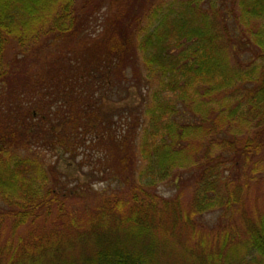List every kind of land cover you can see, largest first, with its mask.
<instances>
[{"label": "trees", "instance_id": "16d2710c", "mask_svg": "<svg viewBox=\"0 0 264 264\" xmlns=\"http://www.w3.org/2000/svg\"><path fill=\"white\" fill-rule=\"evenodd\" d=\"M138 1L0 0V264H264V0Z\"/></svg>", "mask_w": 264, "mask_h": 264}, {"label": "rangeland", "instance_id": "374dc122", "mask_svg": "<svg viewBox=\"0 0 264 264\" xmlns=\"http://www.w3.org/2000/svg\"><path fill=\"white\" fill-rule=\"evenodd\" d=\"M78 1L81 4H83L85 0H78ZM148 1L149 0H140L138 2H135L134 7L131 6V8L132 9L137 8V9H139V13L143 14L144 11L150 7L151 3H148ZM92 2L98 3L99 0H92ZM155 2L156 1H154V3ZM107 4L108 3H105L106 6H107ZM115 7L116 6H114V4H113L112 9L115 10ZM125 7H126L125 5H121L122 10ZM106 14H108V13L104 8L102 11H100L99 14H96L94 16V18H92L90 20V22H92L91 28L89 29L90 33L95 34L96 31L99 29V27L104 25V19H105ZM121 15H122V13L119 15L118 20L120 19ZM135 15H136V12H135ZM109 24H110V22H109ZM109 24H108V26H109ZM126 25L129 26L130 24L128 22H126ZM81 41H84V39H82ZM234 62H237V60H234ZM29 64H30V62H28V65ZM32 67H34V66L29 65V68H32ZM25 75L26 74H19L14 79V81L12 82V87L10 88L11 91L18 89L19 87L21 89L26 88V89H28V91L31 90L30 87L32 86V84L29 82V81H31V79H30V77L27 78ZM147 94H148V92L146 89L141 91L138 88H133L130 90L129 97L125 101H122L119 105L114 104V105H112V107L113 108L124 107V106L138 107L144 102V100L147 97ZM108 107L109 106H107V108ZM38 153H39V160L41 159V161H43L47 167L48 166H55L57 168L58 172L62 175V178L65 181H68V183L70 184L71 187H73L75 184L76 185L77 184H84V183L87 184L89 182V179L86 176L87 171L86 170L82 171L79 168V163L71 160L69 157H67L63 153V151L58 150L56 152H50V151H46V150L41 149L40 152H38ZM106 187L107 186L100 183V184L95 186V190H102ZM171 191H172V189L170 187L165 186V185H162L159 188V192L166 197L173 195V193ZM216 218L217 217H213V218L207 217V220L213 221Z\"/></svg>", "mask_w": 264, "mask_h": 264}]
</instances>
